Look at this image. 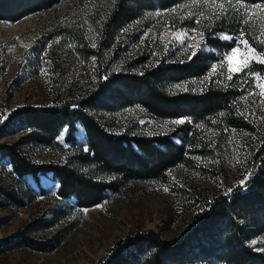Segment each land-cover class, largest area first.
I'll return each mask as SVG.
<instances>
[{
  "label": "rangeland",
  "instance_id": "1",
  "mask_svg": "<svg viewBox=\"0 0 264 264\" xmlns=\"http://www.w3.org/2000/svg\"><path fill=\"white\" fill-rule=\"evenodd\" d=\"M114 1L58 0L15 22L0 20V124L16 108L75 103L111 74H141L159 63L177 64L195 52L212 51L204 42L210 31L232 42L233 48L213 50L217 60L204 78L167 90L195 93L212 81L234 93L230 109L200 121L158 120L139 108L90 110L110 132L171 136L188 149L186 160L162 179L131 181L91 208L78 209L72 200L59 199L57 183L49 177H39L42 190L27 196L25 185L15 179L7 163L0 162V188L27 198L23 208H0V239L30 222L52 221L50 228L29 236L58 241L49 253L25 248L3 251L0 264H97L119 240L148 231L175 241L188 233L212 200L244 184L264 156V3L178 0L166 9L129 4L132 21L115 29L107 27ZM215 22H221L224 32L212 26ZM233 49L239 52L229 62ZM244 61L247 65L241 71L228 70ZM76 127V143L85 150L84 131L79 123ZM18 139L8 137L0 143ZM64 139L65 131L57 139L63 149H22L35 162H62L75 152ZM246 242L258 250L264 232Z\"/></svg>",
  "mask_w": 264,
  "mask_h": 264
},
{
  "label": "trees",
  "instance_id": "2",
  "mask_svg": "<svg viewBox=\"0 0 264 264\" xmlns=\"http://www.w3.org/2000/svg\"><path fill=\"white\" fill-rule=\"evenodd\" d=\"M58 0H0V20L15 22L35 14ZM96 1V0H93ZM178 0H115L107 27L119 29L132 21L128 5H153L166 9ZM237 1V0H235ZM247 4L264 0H240ZM218 24V25H217ZM213 27L222 30L221 22ZM211 26V28H212ZM204 42L212 51L195 52L177 64L159 63L141 74H111L97 81L94 88L75 103L62 102L44 108H16L0 124V141L19 136L13 144L0 143V162H5L15 179L21 181L27 196L42 190L39 177L57 183L59 199L72 200L78 209L102 204L109 193L131 181L159 180L167 171L186 160L187 147L171 136H142L114 133L105 129L90 110L113 112L139 108L158 120H204L230 109L233 92L210 81L199 92H169L170 85L202 79L216 59L213 50L229 51L233 43L207 33ZM256 70L259 67L256 66ZM82 127L85 150L76 143V124ZM75 152L62 162L33 161L22 149L43 147L63 149L58 137ZM31 179L33 186L28 183ZM30 193V195H28ZM0 208H23L27 198L0 188ZM52 221L26 224L12 236L0 239V253L17 248L49 253L58 245L56 238L39 241L29 235L50 228ZM264 232V156L248 180L228 194L212 200L192 223L188 233L175 241L159 238L154 232L119 240L97 264H185L192 261H217L221 264H264V243L255 250L247 238Z\"/></svg>",
  "mask_w": 264,
  "mask_h": 264
},
{
  "label": "snow or ice",
  "instance_id": "3",
  "mask_svg": "<svg viewBox=\"0 0 264 264\" xmlns=\"http://www.w3.org/2000/svg\"><path fill=\"white\" fill-rule=\"evenodd\" d=\"M240 2V0H237V3H239ZM229 3H231V0H229ZM219 7L220 8H223L224 7V4L223 3H221L220 5H219ZM257 8H259L260 7V5H257L256 6ZM247 11H251V10H247ZM245 23H247V21H245ZM225 39H230V37H227V36H225L224 37ZM246 43V42H245ZM237 52H239V49H233V52H232V54H230L228 57H227V59H228V61L229 62H231L232 61V59H233V56L237 53ZM193 55H195V53H193ZM262 62H264V61H262ZM247 65V62L246 61H244L243 62V64H242V66H237V67H235V68H233V67H229V71H233V72H238V71H241V68L243 67V66H246ZM213 71H215V69H213ZM183 121H174V123H182ZM165 191H167V189H165ZM253 243H255V242H253ZM262 250H264V249H262Z\"/></svg>",
  "mask_w": 264,
  "mask_h": 264
}]
</instances>
